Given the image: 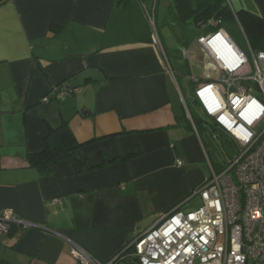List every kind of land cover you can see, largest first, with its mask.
<instances>
[{"label": "crops", "instance_id": "obj_1", "mask_svg": "<svg viewBox=\"0 0 264 264\" xmlns=\"http://www.w3.org/2000/svg\"><path fill=\"white\" fill-rule=\"evenodd\" d=\"M154 2L0 0V214L22 221L0 232V264H80L72 242L109 261L209 176L205 145L176 109ZM143 11L149 32L134 21ZM183 49L198 52L196 38ZM199 62L191 79L213 72ZM57 85L76 90L45 100ZM61 118L89 165L112 161L82 173L67 160L32 167L28 154Z\"/></svg>", "mask_w": 264, "mask_h": 264}, {"label": "built area", "instance_id": "obj_2", "mask_svg": "<svg viewBox=\"0 0 264 264\" xmlns=\"http://www.w3.org/2000/svg\"><path fill=\"white\" fill-rule=\"evenodd\" d=\"M207 23L216 24L213 19ZM242 36L248 53L223 28L196 37L205 58L202 66L213 72L204 80L192 75L194 101L202 120L227 135L238 149L219 171L211 166L205 182L194 191L201 204L163 214L128 245L132 247L128 256L118 253L100 261L72 242L70 253L80 264H126V258L133 264H264V51L252 50ZM151 38L158 42L154 31ZM182 54L187 56L185 49ZM71 91L55 86L51 95L57 98ZM13 224H22L21 218L3 210L0 232L9 233Z\"/></svg>", "mask_w": 264, "mask_h": 264}, {"label": "trees", "instance_id": "obj_3", "mask_svg": "<svg viewBox=\"0 0 264 264\" xmlns=\"http://www.w3.org/2000/svg\"><path fill=\"white\" fill-rule=\"evenodd\" d=\"M254 1L259 8V13H254L243 8L233 10L226 0H173V13L181 27L185 28L189 23L194 25L195 32L193 35L195 38L203 34V32L208 33L220 28L229 32L230 25H234L239 28L241 35L244 34L246 36L252 50L264 51V0ZM209 19H213L216 24L214 26L209 25L207 23ZM54 27L51 26V30H54ZM190 42L191 40H187L186 45H189ZM57 86L59 87V85ZM69 89L74 90L73 88ZM53 98H55V95H50L48 100ZM189 111L199 129V125L203 120L199 117H194L190 109ZM185 118V125L192 130L189 119L187 117ZM208 127L210 130L218 132L221 136L227 137V135L220 132L214 125H208ZM227 141L230 146H234V142L229 137ZM83 145L85 144L80 143L76 139L70 129L68 121L61 118L57 126L48 125L47 134L44 139V147L39 152L28 154L29 164L35 167L40 173H48L55 164L67 160L75 173H82L106 166L112 161L101 154L97 164L89 165L87 156L82 152ZM133 155L129 154L128 156L131 157ZM212 167L217 171L223 168H219L214 163H212ZM17 226V224L11 225L9 233ZM128 245L119 253L127 254L128 256L132 251V247ZM125 263L133 264L132 260L127 258L125 259Z\"/></svg>", "mask_w": 264, "mask_h": 264}, {"label": "rangeland", "instance_id": "obj_4", "mask_svg": "<svg viewBox=\"0 0 264 264\" xmlns=\"http://www.w3.org/2000/svg\"><path fill=\"white\" fill-rule=\"evenodd\" d=\"M152 2H154V0H152ZM226 2L233 10L243 8L254 13H259V8L254 0H226ZM154 5H157V14L155 17L153 16V18L155 20L158 32H160L163 37L162 42L165 47L167 63L170 69L173 71L175 81L180 88L181 95L184 98L187 107L191 110L194 117H199L202 119L204 116L199 112L198 103L194 101V88L196 82L191 79L190 74L193 71L194 75H200V72L199 70L197 71L195 64H200L199 61H203L205 58L200 51H187V49H185L187 56L184 57L182 54V50L185 48L187 40L194 42L195 37L193 34L195 32V27L190 23L185 28L181 26H174L175 14L173 13V0H158L157 2H154ZM151 10L152 5L150 4L149 11ZM134 21L138 22L140 25H145L147 32L150 31V23L144 11L140 17H138V20L135 18ZM227 33L244 52L248 53V46L237 26L230 25L229 32ZM189 55L191 56V64L194 67V70L192 69V71L190 67H188L186 60L188 59ZM175 88L176 92H178L176 86ZM181 95L178 94L177 96L176 109L180 115L181 122L185 124L187 112L182 103L180 97ZM199 133L211 162L217 164L219 168L224 167L232 158V156H234V154L238 151L235 146L232 147L229 145V142L227 141L228 136H221L218 134V132L210 130L204 121L199 125ZM187 196H190V192L187 194ZM200 204V199L195 196L190 201L185 202L182 205L181 210L186 211L195 209Z\"/></svg>", "mask_w": 264, "mask_h": 264}, {"label": "bare ground", "instance_id": "obj_5", "mask_svg": "<svg viewBox=\"0 0 264 264\" xmlns=\"http://www.w3.org/2000/svg\"><path fill=\"white\" fill-rule=\"evenodd\" d=\"M190 122V121H189Z\"/></svg>", "mask_w": 264, "mask_h": 264}]
</instances>
